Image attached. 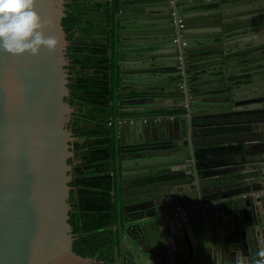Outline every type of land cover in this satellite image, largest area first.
<instances>
[{
	"label": "water",
	"instance_id": "95a60500",
	"mask_svg": "<svg viewBox=\"0 0 264 264\" xmlns=\"http://www.w3.org/2000/svg\"><path fill=\"white\" fill-rule=\"evenodd\" d=\"M122 1L115 18L110 6L109 24L95 14L79 23L120 25V97L113 101L120 140L118 154L111 148L105 160L136 189L122 192L123 207H133L122 218L121 247L113 239L114 259L237 264V257L254 258L264 247V0ZM66 2L37 4L45 35L60 40L56 51L14 56L0 50V264L98 259L76 250L71 222L72 189L79 195L85 186L72 183L79 174L71 162L76 106L69 100ZM244 31L254 35L251 42H234ZM155 154L174 156L138 175L145 157ZM134 157L138 166L128 163Z\"/></svg>",
	"mask_w": 264,
	"mask_h": 264
},
{
	"label": "trees",
	"instance_id": "16d2710c",
	"mask_svg": "<svg viewBox=\"0 0 264 264\" xmlns=\"http://www.w3.org/2000/svg\"><path fill=\"white\" fill-rule=\"evenodd\" d=\"M111 4L109 0L103 2L67 0V15L63 20L68 31V38L71 40L68 47V55L71 59L69 68L72 74L69 100L77 107L79 115L71 125L78 138L75 141V149L78 153L79 151H86L88 162L107 159L111 148L113 156L118 154L119 138L116 135L117 131L111 125L110 134L107 123L115 119L117 106L113 104V101L120 97L117 61L113 55L108 53L110 45L113 48L116 47L119 34L117 26L114 24L107 31V29H101L93 21H87L86 25L82 27H79V23L83 21V15L102 6L108 12L112 6V14L115 18L114 14L119 9V0H112ZM78 32H81L83 37L87 34L90 35V40H82L77 35ZM100 32L110 34L109 42L95 37V34ZM87 119H94L99 123L95 127L84 125L83 123H86L85 120ZM92 136L95 139L90 141ZM79 183L85 188L80 190V205L76 204L71 212L74 231L79 234L75 248L82 254L94 256L96 247L90 241L92 238H88L83 229L91 231L100 229L106 221L111 220L112 213L114 220H117L118 202L113 200L110 194L114 183H116V178L114 172L111 174L107 169L100 171L99 167H96L89 169ZM89 187L97 188V190H92ZM74 194L76 195V192ZM72 199L75 200L74 195Z\"/></svg>",
	"mask_w": 264,
	"mask_h": 264
},
{
	"label": "crops",
	"instance_id": "0c3cea01",
	"mask_svg": "<svg viewBox=\"0 0 264 264\" xmlns=\"http://www.w3.org/2000/svg\"><path fill=\"white\" fill-rule=\"evenodd\" d=\"M97 1L98 2H103L105 0H97ZM133 1L134 0H124V1H122V3L128 4V3H132ZM126 9L128 10V8H125L124 10H126ZM194 9H199V8L194 7ZM93 14L98 15V16H96L97 22L103 23L105 25L109 24V18H110L109 17V12L107 11V9L104 6L98 7L96 9V11L93 12ZM116 26H117V31H118V28H120V25H116ZM198 28L199 27H194L193 29H198ZM101 29L105 30L107 28H101ZM249 33H251V32L250 31H244V33H241V32L238 33L236 35L237 37L234 39V42L235 41L240 42V41H243V40L248 39V38L249 39H248L247 43L251 42L252 37H254V35L252 36ZM77 34H79V32ZM95 37H99V38L103 39V41H105V42L108 41L109 42L108 33L100 32L98 34H95ZM256 37H258V36L256 35ZM119 41H120V36H119V38L116 41L117 42L116 47L113 48L112 45H110V50L108 52V53H110V55H113V58H115L116 61L121 59L119 56H117V48H118V42ZM147 61H149V60H147ZM152 62L155 65H158L157 64V62H158L157 60L153 59ZM117 68L119 69V64L118 63H117ZM157 74L161 75V77H162V74L160 72H157ZM114 117H115V119L111 120L112 121L111 125H113L114 128L116 129V131H117L116 135L118 136V138L120 140V131H119V129H117V122H118L117 119L119 118L118 115H117V111H116V115ZM160 117H161L160 115H156L155 116V118H157L158 120H159ZM87 125L90 126V127L97 126V124H95L93 122H88ZM213 129H214V131L220 130L217 127H214ZM226 129L227 128H224V130H226ZM209 131H210V129H209ZM127 137H129V134L123 136V139H125ZM77 139L78 138L76 137L75 141ZM94 139H95V137L92 136V138H90V141H93ZM81 152H85V151H81ZM81 152L79 151L80 154H81ZM85 155H86V153H85ZM173 156L174 155L169 156V155H165V154H161V155H158V154L156 155L155 154V155H151L150 157H145L146 159L144 160V165H142V167H140V168H137V174L139 175V174L146 173V172L150 173V172H153V171H157V169L165 167L166 166L165 165L166 160L169 157H173ZM128 163L131 164V166H133L135 164L138 166L139 165L138 157H134L133 159L129 158L128 159ZM93 167H94V165L91 164L90 168L93 169ZM115 169H116V172L114 174H115V178H116V183H114L113 190H112L113 193L111 194V196H112L113 200H116L118 202V205H117L118 218H117V220H114L115 221L114 224H111L112 220H109V223H108V221H106V223L98 230H92V231L91 230H86V231H83V232L85 233V235L88 238H92V239H90V241L96 247V252H95L96 254L93 257H95V258L98 257L100 259H104V260H107V261H111V262L117 263L116 260L114 259L112 251H111L113 249V247H114L113 243L115 242L117 245H119V247H121V244H122V241H123L122 239H123V237L126 234L125 233V228H124V225H123V219H122L123 216H124L122 214V210L124 208L122 206L123 204H122V201H121L122 192H123V190L129 191V193L134 192L135 189H136V188H134V185H135L136 182H133L132 178L131 179H129V178L128 179L127 178L126 179H122L118 168H115ZM147 187L149 189V188L152 187V185L148 184ZM148 195H149V193H148ZM125 209H126V207H125ZM127 209H130V207L129 208L127 207ZM154 215H156V213L155 212H153V213L151 212V213H149L148 216H154ZM116 223H119V226H117ZM78 237H79V234H78ZM113 239H115L114 242H113ZM180 249H183V246H181Z\"/></svg>",
	"mask_w": 264,
	"mask_h": 264
},
{
	"label": "clouds",
	"instance_id": "9594fccd",
	"mask_svg": "<svg viewBox=\"0 0 264 264\" xmlns=\"http://www.w3.org/2000/svg\"><path fill=\"white\" fill-rule=\"evenodd\" d=\"M38 0H0V50L14 56H37L43 49L54 52L60 40L45 35V21L37 8ZM237 264H264V247L254 258L237 257Z\"/></svg>",
	"mask_w": 264,
	"mask_h": 264
},
{
	"label": "flooded vegetation",
	"instance_id": "af4514ba",
	"mask_svg": "<svg viewBox=\"0 0 264 264\" xmlns=\"http://www.w3.org/2000/svg\"><path fill=\"white\" fill-rule=\"evenodd\" d=\"M96 11V9H93L88 15H90V14H93V12H95ZM107 30H108V28H107ZM103 33H106V32H103ZM82 40H85V41H89L90 40V35H86L85 37H83V35H82V33L81 32H79V34H77ZM79 38V39H80ZM109 39V38H108ZM80 41V40H79ZM78 110H77V107H76V117L73 119V121L71 122V125H72V123L78 118ZM85 118V117H84ZM81 120H84V119H81ZM90 119H87V120H85L86 121V123H83L84 125H87V123L88 122H90L89 121ZM78 152L76 151V156H75V159H73L71 162L74 164V165H76L77 166V173L79 174V178L77 179V181H73L72 183H73V185H75V186H77V185H80L81 183H79V182H81V180H82V178L84 177V175L85 174H87V171H89L88 170V168H90V164H92V165H94L93 164V162H88L87 160V157H86V155H85V153H86V151L85 152H81V154L79 153V154H77ZM103 163H106V164H103ZM102 163V165H98L97 167H99V170L100 171H106V169L108 170V171H110V173L111 172H116V169L114 168L113 169V171H111L110 169H109V163L105 160V162H103ZM108 163V164H107ZM107 166V167H106ZM94 167H95V165H94ZM76 192V195L74 194ZM73 195H74V199L76 200H73L72 198H73ZM79 195H80V192H79ZM78 195V193H77V191H76V188H73L72 189V192H71V200H72V202H73V204H74V206L76 205V204H80V196ZM123 206V205H122ZM127 207L129 208L130 207V209H127ZM132 207H133V205H128V206H126V209L125 208H123V210H122V214H125L124 216L125 217H127V215L129 216V212L131 211V209H132ZM113 214V213H112ZM111 217H112V215H111ZM111 220H112V218H111ZM112 222V221H111ZM108 223H109V221H108Z\"/></svg>",
	"mask_w": 264,
	"mask_h": 264
},
{
	"label": "built area",
	"instance_id": "2783aa9c",
	"mask_svg": "<svg viewBox=\"0 0 264 264\" xmlns=\"http://www.w3.org/2000/svg\"><path fill=\"white\" fill-rule=\"evenodd\" d=\"M173 14L175 15V17H174L173 20L176 21V22H178L179 23V26H183V23H184L183 21L184 20L181 17V15H178L177 13H174V12H173ZM184 43H185V41H184ZM134 119H135L134 117L133 118H130V121H133ZM146 119H147V117H143L142 118V120H146ZM117 121H120V118H118ZM109 123H112V121H110ZM177 209H179V210H181L183 212L186 211V209L185 208H182L181 206H178ZM95 261H96V263H95ZM94 263L95 264H117L115 262L107 261V260L100 259V258L95 259L94 260Z\"/></svg>",
	"mask_w": 264,
	"mask_h": 264
}]
</instances>
